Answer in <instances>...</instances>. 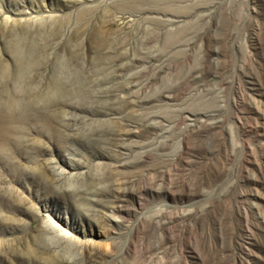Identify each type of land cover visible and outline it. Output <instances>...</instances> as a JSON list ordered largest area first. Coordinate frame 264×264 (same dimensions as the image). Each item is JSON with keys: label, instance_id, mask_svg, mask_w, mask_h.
Listing matches in <instances>:
<instances>
[{"label": "rangeland", "instance_id": "obj_1", "mask_svg": "<svg viewBox=\"0 0 264 264\" xmlns=\"http://www.w3.org/2000/svg\"><path fill=\"white\" fill-rule=\"evenodd\" d=\"M11 98L0 264H264V0H0Z\"/></svg>", "mask_w": 264, "mask_h": 264}, {"label": "bare ground", "instance_id": "obj_2", "mask_svg": "<svg viewBox=\"0 0 264 264\" xmlns=\"http://www.w3.org/2000/svg\"><path fill=\"white\" fill-rule=\"evenodd\" d=\"M18 57H19V55H18ZM61 84H62L61 82L55 81L53 84V92L56 96H58V97L61 96L64 98V97L68 96V93L63 89ZM8 106H9L10 111H12V112H10L8 115H5V116L0 115V150H2V149L4 150L6 148H9V142L11 140H14V142H17V141L19 142L18 139L21 136L20 133H21L22 129L25 127V124L27 123V121L29 120V116H27V114H25V113L24 114H20V113L16 114L15 112H13V110L18 106V103L13 98H11L9 100ZM41 122H42L41 125L43 128H45V130H47V131L53 130L52 125L50 124L49 120L46 117H44Z\"/></svg>", "mask_w": 264, "mask_h": 264}]
</instances>
